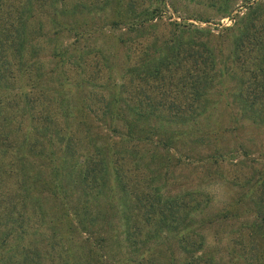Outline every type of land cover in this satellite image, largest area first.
<instances>
[{
  "label": "trees",
  "instance_id": "1",
  "mask_svg": "<svg viewBox=\"0 0 264 264\" xmlns=\"http://www.w3.org/2000/svg\"><path fill=\"white\" fill-rule=\"evenodd\" d=\"M174 1L0 0V88L15 90L0 99V160L39 172L28 183L42 185L58 220L75 221L60 234L67 242L57 264H264V254L243 242L245 223L239 239L207 243L206 230L239 219L240 205L242 217H258L260 207L244 202L250 185L212 214L202 210L210 197H197V182L173 194L167 188L176 166L203 168L208 178L229 156L240 162L237 149L225 156L215 144L199 154L217 132L199 126L209 102L216 107L213 96L233 116L264 125V11L253 0H241L244 13L226 2L220 17L233 12L231 25L200 27L187 20L208 17L169 16ZM45 48L43 72L37 55ZM31 131L37 141L26 136ZM258 178L264 184V172ZM254 202L264 204L259 196ZM26 251L15 247L12 264H38Z\"/></svg>",
  "mask_w": 264,
  "mask_h": 264
},
{
  "label": "rangeland",
  "instance_id": "2",
  "mask_svg": "<svg viewBox=\"0 0 264 264\" xmlns=\"http://www.w3.org/2000/svg\"><path fill=\"white\" fill-rule=\"evenodd\" d=\"M254 2H260V9L264 11V0H253ZM232 2L235 6L240 5L237 9L244 13L245 6L242 5L241 0H219L218 2H210L207 0H175V9L177 13H173L171 16L177 21L179 18L177 16H205L209 19L208 22H199L197 20L188 19L187 21L203 27L208 25L209 27H221L229 26L233 23V18L235 15L233 12L225 16L220 17V8L224 4ZM223 45L227 46L226 43ZM50 50L45 48L43 52H39L37 57L41 56V61L50 58L48 56ZM46 57V58H44ZM251 59V58H249ZM251 63L249 67L256 68L257 66L253 63L255 60H249ZM257 62V61H256ZM41 71H48L50 69V63L45 61L44 63H38ZM258 65L264 70V52L259 55ZM53 76H48L47 79L52 81ZM18 77V81L22 83V78ZM249 76H247V80ZM225 84L228 86H236L235 80L226 81ZM246 84L252 85V81H246ZM8 93L13 94L14 89L8 87ZM4 92V88H0V99L3 96H10ZM216 97L213 96L211 100V106L216 104L215 109L208 107L209 115L206 119L200 120V127H209L217 129L216 134L219 131V127L222 129H229L228 132L224 134L218 133L212 134L207 137L205 144L200 145L198 148L200 156L205 155L212 151L213 145L217 147L220 153L224 154L223 151L226 148L237 149L234 152L237 160L240 161L238 164L232 163L233 159L226 158V160L220 165L217 172H214L211 176L206 177L203 168L192 172L191 167L187 165L176 166L174 170L169 174L167 180V188L169 189V194H173L176 189H178V184L192 188L195 183L199 184L201 189H198L197 197H208L210 202H207V206L202 208L208 214L211 208H218L222 204V201L229 199L235 194H238L242 189L244 190L248 185L252 193L251 197L244 200L246 205L250 207H260L259 216H264V204L260 206L255 204L254 198L261 197L264 203V184L263 181L258 178L259 174L264 172V125L257 122H252L249 119L238 118L230 114V111L225 109L221 101L215 100ZM220 134V135H219ZM30 139L36 140V136L33 131L26 133ZM25 136V137H26ZM37 141V140H36ZM246 151L252 153L254 156L258 155L256 162L251 163L246 161L245 158L239 156V151ZM197 156L196 154H194ZM225 155V154H224ZM226 156V155H225ZM246 157V156H245ZM4 163L6 165H4ZM14 167L15 164L13 165ZM31 169V165H29ZM12 167L8 165V160L4 159V162L0 160V264H12L13 249L20 248L27 250L28 254L32 252V259L38 264H57L65 260L64 258V245L67 239L63 238L62 235L66 232V225L75 224V221H70L69 217H62V220H58L57 217L60 209L57 207L56 203L52 201L49 194L42 190V185L40 183L30 184L28 183V177L39 176V172H35L34 169L23 170H11ZM197 173V174H196ZM27 177V179H26ZM206 177V178H205ZM203 178V181H202ZM38 180V177H37ZM257 181L256 183L254 181ZM205 182H208L205 185ZM212 182L214 184H212ZM34 187V188H29ZM203 189V193L200 195V191ZM209 191V192H207ZM21 192V193H20ZM27 193V194H26ZM17 195L25 197L19 200L18 197L15 202H12ZM75 197V195H74ZM23 200V201H22ZM24 203V206H23ZM254 203V206H253ZM206 204H200V207ZM243 205L235 208V212L239 216V219H227L225 221L218 220L214 222L207 229L206 232L211 237L208 239L207 243H213V241L218 240V242L228 239L231 235L234 238L239 239L240 234L243 229H240L239 223H245L248 227L247 231L250 232L249 236L243 237V242H246V246L255 247L256 251L264 254V221L255 217L254 213H250L246 219L242 217ZM18 211L24 212L21 214L22 220L18 218ZM220 212V211H219ZM236 214V213H235ZM234 214V216H235ZM244 215V214H243ZM229 217V216H228ZM99 218V217H98ZM236 220L238 222L236 223ZM18 223V226H17ZM97 226L96 228H98ZM244 233H242L243 235ZM68 236L67 233H65ZM226 235H229L226 238ZM225 236V237H224ZM249 238V239H247ZM247 239V240H246ZM251 239V240H250ZM73 245L77 244V241ZM10 247V248H9ZM21 261L20 259H18ZM17 260V261H18ZM72 261H76V257L72 258ZM264 263V259H262Z\"/></svg>",
  "mask_w": 264,
  "mask_h": 264
}]
</instances>
